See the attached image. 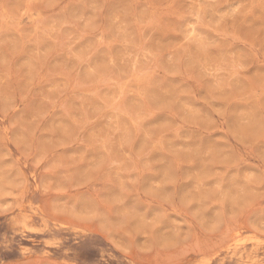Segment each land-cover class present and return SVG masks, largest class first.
Returning <instances> with one entry per match:
<instances>
[{"label": "rangeland", "instance_id": "obj_1", "mask_svg": "<svg viewBox=\"0 0 264 264\" xmlns=\"http://www.w3.org/2000/svg\"><path fill=\"white\" fill-rule=\"evenodd\" d=\"M0 264H264V0H0Z\"/></svg>", "mask_w": 264, "mask_h": 264}]
</instances>
